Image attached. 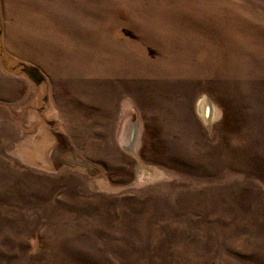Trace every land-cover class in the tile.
I'll return each instance as SVG.
<instances>
[{
  "label": "rangeland",
  "instance_id": "obj_1",
  "mask_svg": "<svg viewBox=\"0 0 264 264\" xmlns=\"http://www.w3.org/2000/svg\"><path fill=\"white\" fill-rule=\"evenodd\" d=\"M262 21L264 0H0V264H264ZM100 41L127 72L78 69ZM53 131L98 172L55 168Z\"/></svg>",
  "mask_w": 264,
  "mask_h": 264
},
{
  "label": "bare ground",
  "instance_id": "obj_2",
  "mask_svg": "<svg viewBox=\"0 0 264 264\" xmlns=\"http://www.w3.org/2000/svg\"><path fill=\"white\" fill-rule=\"evenodd\" d=\"M90 5V4H89ZM108 5V4H107ZM54 7V6H53ZM51 7V9L53 8ZM91 7V6H90ZM97 8L102 9V6L100 4L97 3V6H95ZM51 11V10H50ZM98 11V10H97ZM234 11H232L233 14ZM50 14V13H49ZM237 14V13H236ZM163 16V15H162ZM181 17V16H179ZM192 17V16H189ZM194 18V17H193ZM191 20V19H190ZM263 22V21H262ZM193 24V23H192ZM263 26H261V29H264V22L262 23ZM253 26V25H252ZM260 29V28H259ZM21 30V29H20ZM264 34V33H263ZM260 36H264V35H260ZM114 38V37H113ZM161 38V37H160ZM36 39V38H35ZM111 39V38H110ZM264 39V37L260 38V40ZM18 40L20 42H28L31 40V36L25 31V30H21ZM17 40V41H18ZM41 40V39H40ZM113 40V39H112ZM116 40V39H115ZM18 41V42H19ZM60 43V42H59ZM110 43V41H109ZM72 48V47H71ZM119 49L117 46H114L112 44H107L104 45V41H100L99 44H96V46L93 47H88L85 49H82L83 52H86L85 54H82L79 56V54L77 56H75L74 60L78 62L77 67L79 70H84L88 67V65H86L87 63H92V62H96L98 63L99 61L102 62L104 65V68H107L108 70L115 72V71H120L122 70L123 72H127L128 71V66L130 65V58H128L125 56V54L123 53H119ZM121 50V49H120ZM76 51V50H75ZM50 52V51H49ZM67 52V51H66ZM128 54V53H127ZM54 58V57H53ZM68 60V59H67ZM214 65V64H213ZM212 64L210 63L208 70L210 72H214L216 71L215 68L211 67ZM166 67V66H165ZM92 69V68H90ZM93 70V69H92ZM89 71V70H88ZM148 93V92H147ZM197 109H198V113L199 115L204 119V120H208L209 118L212 117V107L210 105L209 100L207 99V97L205 96H201V98L198 100L197 102ZM214 112V111H213ZM214 114V113H213ZM134 123V122H133ZM135 128V124H126L125 126V130H124V135L123 136V141L125 143V145L128 147L130 146L131 142L134 140V129ZM134 143V142H133ZM146 171V170H145ZM145 175V174H144Z\"/></svg>",
  "mask_w": 264,
  "mask_h": 264
},
{
  "label": "water",
  "instance_id": "obj_3",
  "mask_svg": "<svg viewBox=\"0 0 264 264\" xmlns=\"http://www.w3.org/2000/svg\"><path fill=\"white\" fill-rule=\"evenodd\" d=\"M24 70L29 76L33 77L36 82H39L42 78L40 73L36 74V68L27 66ZM45 99L46 97L44 98L43 105L39 108V110H41L46 103ZM50 124L52 125V122H50ZM53 134L56 138V144L51 148L49 158L55 168L67 165L84 169L91 174H96L98 172V168L95 165L75 154L74 149L67 144L65 137L61 133L53 131Z\"/></svg>",
  "mask_w": 264,
  "mask_h": 264
}]
</instances>
